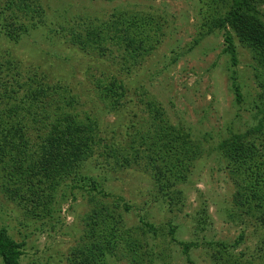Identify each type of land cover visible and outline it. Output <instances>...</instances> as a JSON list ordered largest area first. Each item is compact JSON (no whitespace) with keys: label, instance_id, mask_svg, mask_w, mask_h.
<instances>
[{"label":"rangeland","instance_id":"rangeland-1","mask_svg":"<svg viewBox=\"0 0 264 264\" xmlns=\"http://www.w3.org/2000/svg\"><path fill=\"white\" fill-rule=\"evenodd\" d=\"M5 1L0 0V17ZM36 1L43 7L45 26L17 45L0 37V50L40 66L50 83L67 86L69 96L79 99L77 113L95 119L102 139L109 135L120 139L127 123L140 125L148 116L143 106L148 101L163 111L168 124L200 143V160L188 181L173 188V202L179 199L174 207L168 206V197H156L146 175L133 170L109 175L98 169L94 160L82 170L100 183L106 201L118 202L125 228L147 243L154 264H215L217 245L259 264L264 230L248 220L230 218L234 189L217 152L222 140L232 134L245 135L264 122V73L258 70L262 53L243 46L229 26H213L226 17L231 0L210 4L209 0ZM262 1H252L248 18L264 24ZM117 14L150 18L161 26L162 36L141 66L121 76L128 92L126 105L118 113H109L99 103L94 85L116 74L112 60L77 53L55 32L82 23L102 24ZM226 32L233 38L234 63L225 53ZM1 165L0 229L21 245L19 264H66L69 250L83 236V220L91 208L87 194L77 193L67 201H60L56 194L57 204L49 215L30 218L5 193L8 178ZM124 206L129 211L124 212ZM145 224L156 229L157 237L143 235ZM170 228L174 229L172 237ZM182 243L194 245L188 258L182 253ZM120 264H130V258Z\"/></svg>","mask_w":264,"mask_h":264},{"label":"trees","instance_id":"trees-1","mask_svg":"<svg viewBox=\"0 0 264 264\" xmlns=\"http://www.w3.org/2000/svg\"><path fill=\"white\" fill-rule=\"evenodd\" d=\"M252 1L231 0L226 17L213 26H229L243 46L262 53L258 70L264 73V24L248 18ZM213 2L209 0V4ZM42 9L36 0H6L0 17V37L17 45L25 36L37 32L45 26ZM161 30L150 18L117 14L102 24L61 27L55 33L77 53L100 61L112 60L116 74L97 80L94 86L102 108L118 113L126 105L128 93L121 76L130 74L150 56L162 36ZM224 42L225 53L234 63V43L229 32ZM41 70L9 50H0V165L8 178L4 190L9 200L30 218L38 219L53 210L56 194L60 201H67L84 191L91 208L83 220V236L69 250L66 264H120L127 258L130 264H154L147 243L125 228L118 202L106 201L100 183L82 170L94 160L95 166L109 175L127 170L146 175L156 197H168V206L174 207L179 199L173 202V188L188 181L200 160V143L191 140L183 129L168 124L163 111L148 101L143 104L148 116L140 125L127 123L120 139L109 135L104 140L95 119L77 113L80 102L69 96L71 90L60 83H50ZM232 85L240 101L239 89L235 83ZM217 152L234 189L230 218L248 220L264 230V122L245 135L232 134L222 140ZM99 195L103 198L98 199ZM126 211L129 208L124 206ZM144 227L143 235L157 237L156 229L147 224ZM173 234L170 228L169 235ZM180 246L188 258L194 245ZM262 246L258 250L259 264H264L263 243ZM20 250L21 245L12 242L1 228V263L19 264ZM213 262L257 264L233 255L223 245H217Z\"/></svg>","mask_w":264,"mask_h":264}]
</instances>
